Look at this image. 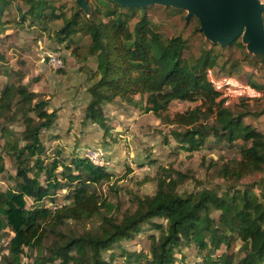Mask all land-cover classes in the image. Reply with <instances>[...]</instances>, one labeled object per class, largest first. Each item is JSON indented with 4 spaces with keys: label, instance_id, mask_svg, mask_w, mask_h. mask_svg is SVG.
I'll use <instances>...</instances> for the list:
<instances>
[{
    "label": "trees",
    "instance_id": "1",
    "mask_svg": "<svg viewBox=\"0 0 264 264\" xmlns=\"http://www.w3.org/2000/svg\"><path fill=\"white\" fill-rule=\"evenodd\" d=\"M13 4L19 18H5ZM87 6L85 11L76 0H0V34L11 21L27 20L72 49L76 60L94 57L97 66L89 69L81 124L97 123L109 133L103 106L119 99L176 125L171 133L187 151L206 147L213 136L216 143L238 144L239 157L212 163L224 180L222 191L203 187L182 194L178 185L186 175L167 173L157 177L154 194L134 195L136 208L117 219L114 204L97 190L112 173L79 155L65 162L59 158L61 148L49 160L42 132L54 125L58 110L48 111L46 98L7 81L0 87V133L17 161V172L14 185L0 187V243L7 230L13 233L1 261L23 264L30 251L36 253L33 264H113L118 255H133L122 242L134 239L147 224L150 231H159L149 234L150 255L137 254L147 257V264H175L181 245L198 251L200 260L193 264H264V131L247 120L264 113L252 112L249 102L264 98L240 97L226 105L206 75L212 67L264 92L252 75L242 73L248 61L264 71V56L249 52L242 36L227 46L208 39L199 18L182 7L123 6L113 0H87ZM4 61L0 51V74L8 69ZM175 100L199 103L170 117L167 111ZM19 120L24 128L20 139H13L9 126ZM5 171L0 154V173ZM64 188L69 202L53 203ZM27 198L33 205L28 206ZM45 198L56 208L39 204ZM97 216L100 222L93 229L75 233L61 228L69 219L83 222ZM222 245L226 250L215 256Z\"/></svg>",
    "mask_w": 264,
    "mask_h": 264
},
{
    "label": "rangeland",
    "instance_id": "2",
    "mask_svg": "<svg viewBox=\"0 0 264 264\" xmlns=\"http://www.w3.org/2000/svg\"><path fill=\"white\" fill-rule=\"evenodd\" d=\"M66 1L73 2V0ZM13 15H17L15 4L10 7V11L5 18L10 19ZM30 40L31 34L22 29L16 33H9L0 39V50H3L6 54L4 62L7 65L3 66L8 68L5 69L4 74H0V87L7 81L22 83L29 90L35 91L40 97L45 98L47 93L45 89L47 88H41L38 81L46 73H50V105L55 107L54 105L63 104V109L67 111L65 115H62V118L70 117L71 121L69 122L70 126L66 124L69 126L68 129H62L61 125H57L58 123L53 125L50 128V137L48 131L43 130L41 140L47 149L45 156H49L48 159L50 160L55 150L61 148L63 154L59 158L69 163L76 155L86 157L85 151L88 148L103 149L108 160V163L103 166L112 173L113 177L109 181L98 185L97 190L114 204L112 214L117 219H121L125 213L136 208L137 203L134 201V195L143 197L154 194L157 189V177L167 173H173L175 177L177 176L176 172L186 175L178 185V191L182 194L195 192L203 187L222 191L219 187L225 185L224 180L217 176L216 168L212 167V163L214 161L222 163L239 157L238 144L230 146L226 143H216L212 136L210 137L212 141L208 142L206 147L198 151H187L179 145L171 133L172 130L177 128L176 125L171 124L167 119L158 118L153 112H145L143 107H135L119 99L103 106L106 123L110 128L109 133L106 134L104 129L97 123L80 124V120L84 116L83 108L85 110L88 97L87 89L84 90L82 81L86 79L84 77L87 75V85L89 86L91 84V72L90 70L82 72V78L80 73L85 69L86 63L91 58L87 59L86 62H80L60 53L64 65L56 67L51 65L48 56H34V52L28 56L23 49L24 47L17 45L26 41L32 46V40ZM13 47L15 48L12 50ZM34 47L37 48L40 45L37 44ZM32 49L31 47L29 50ZM36 52L38 51L36 50ZM91 60H93L91 65L95 66L96 60L94 57ZM244 66L242 73L248 76L252 75L254 81L264 86V71L255 70L251 67L249 61L245 62ZM60 70H63V72ZM71 82L74 87L68 90L65 89L64 86ZM60 92L72 96L75 100L72 103L76 104L78 100H82L81 104L83 106L77 111L78 113L73 112V109L77 110V107L71 108L70 113V104L63 102V98L58 99L56 97ZM259 92L261 97L264 98V92ZM257 101L251 100L249 102L252 112H259L264 109V103H262L264 101ZM198 103L199 101L175 100L170 104L167 115L172 117L176 112H184ZM247 120L264 131V113L258 118L250 115ZM9 127L14 132L12 138L20 139L24 121L19 120ZM5 142L6 137L0 133V154L4 156L6 165V171L0 173V187L2 189L14 185L17 172V161L6 150ZM20 144H23V141H20ZM45 160L47 161V159ZM59 170H61V167ZM248 180L249 178L244 179V182ZM41 181L45 183L44 175H41ZM67 194L68 188L58 190L53 203L62 205L69 202ZM27 204L28 206L33 205L30 198H27ZM39 204L54 206L48 198H45ZM99 222L100 217L98 216L83 222L69 219L61 228L65 231L71 230L75 233H81L95 228ZM151 232L156 235L159 234V231H150L149 226L146 224L142 232L136 235L134 239L123 241L122 245L125 251L133 255L127 258L118 255L113 264H138L139 262L140 264H147V257L145 256L150 255L151 240L149 234ZM12 236L13 233L8 230L3 235L0 243V264H4L1 257L7 255L9 241ZM240 245L241 242L238 241L233 249L237 251ZM115 248L117 254H120L119 247L116 246ZM225 250V246L222 245L216 251L215 256L220 255ZM139 253L145 254V256L137 257ZM104 255L108 257V252ZM35 256V252L27 251L22 257L23 264H33ZM176 256L177 261L175 264H193L195 261L200 260L194 245H181L176 251Z\"/></svg>",
    "mask_w": 264,
    "mask_h": 264
},
{
    "label": "water",
    "instance_id": "3",
    "mask_svg": "<svg viewBox=\"0 0 264 264\" xmlns=\"http://www.w3.org/2000/svg\"><path fill=\"white\" fill-rule=\"evenodd\" d=\"M123 6L153 4L182 7L196 15L206 37L223 46L243 37L249 52L264 56V3L260 0H113ZM85 11L87 0H76Z\"/></svg>",
    "mask_w": 264,
    "mask_h": 264
},
{
    "label": "crops",
    "instance_id": "4",
    "mask_svg": "<svg viewBox=\"0 0 264 264\" xmlns=\"http://www.w3.org/2000/svg\"><path fill=\"white\" fill-rule=\"evenodd\" d=\"M16 17H17V19L19 18V15L17 14V15H15ZM11 23V22H10ZM20 29H22V30H26L28 33H30L31 34V44H32V46L31 45H29L30 43H28V42H24V43H22V44H17L18 46H21V47H24L23 49H24V51H25V53H27L28 54V56H30L31 54H32V52H34V56H43L44 55V53L46 52V51H49V50H51V49H54V48H56V49H58V51L60 52V53H63V55L64 56H70L69 58H73L74 59V55L72 54V49H68L67 47H65V45L64 44H62V45H59V44H57L55 41H53L50 37H49V35H48V33H46V32H44V31H42L41 29H39L36 25H33V24H31L29 21H25V22H19V21H13L12 22V24H9L8 25V27H7V29L3 32V33H1L0 34V39L2 38V37H4L5 35H7V34H9V33H16V32H18ZM37 44H39L40 45V47H37V48H35L34 46H36ZM11 45V44H10ZM31 47L33 48L31 51L29 50V49H31ZM15 47H13L12 48V50L14 49ZM36 50L38 51V52H36ZM3 54H4V56L6 55L4 52H3V50H0ZM91 58V57H90ZM90 58H88V59H90ZM67 59V58H66ZM91 59H93V58H91ZM88 60V62L86 63V66H85V69H83L82 71H81V73H80V77L82 78L83 77V73L82 72H88L89 71V69L90 68H96V66H97V63H96V65L95 66H92L91 65V62L93 61V60ZM7 64V63H6ZM44 67H46V66H44ZM47 74V73H46ZM46 74L44 75V76H42L41 78H40V80L38 81L39 82V84H40V87L41 88H43V87H46L47 89H45V92H47L46 93V99L48 100V105H47V110L48 111H50V110H53L54 108H56L57 110H58V118H57V120H56V122L54 123V125L56 124V123H58L57 125L58 126H60L61 125V128L62 129H65V128H67L68 129V127L70 126V121H71V118L69 117H63L62 118V115H65L66 114V111L67 110H64L63 109V104H59V105H54L55 107H53V106H51L50 105V73H48L47 74V76H46ZM84 78H86L85 80H83L82 81V83H83V88H84V90H86L87 89V87H88V85H87V75H85V77ZM47 85H46V84ZM80 84V83H79ZM72 87H74V86H72V82L71 83H69V84H66L65 86H64V88L65 89H69V88H72ZM64 88H63V90H64ZM67 92V91H66ZM56 97H58V99H64V101L63 102H66L67 104H70V113H71V108H73V107H77V110H75V109H73V112L74 113H78L77 111H79V109L83 106L82 104H81V102H82V100H78L77 102H76V104L75 103H72V102H74L75 100L73 99V97L72 96H68L66 93L64 94V92H60ZM56 102V101H55ZM65 103V104H66ZM86 104V103H85ZM51 108V109H50ZM83 112H84V108H83ZM82 121V118H81V120H80V122ZM69 125V126H67V125ZM81 124V123H80ZM48 131V136L50 137V129H48L47 130Z\"/></svg>",
    "mask_w": 264,
    "mask_h": 264
},
{
    "label": "built area",
    "instance_id": "5",
    "mask_svg": "<svg viewBox=\"0 0 264 264\" xmlns=\"http://www.w3.org/2000/svg\"><path fill=\"white\" fill-rule=\"evenodd\" d=\"M262 2L264 3V0ZM43 56H48L49 62L53 66L62 67L64 65L58 50L46 51ZM206 75L211 86L221 93V98L225 100L226 105L235 102L240 97L255 98L261 96L260 92L252 85L241 81L237 77L219 74L215 68H208ZM85 155L95 164L103 166L108 163L105 152L101 148H88ZM52 208H56V205Z\"/></svg>",
    "mask_w": 264,
    "mask_h": 264
}]
</instances>
